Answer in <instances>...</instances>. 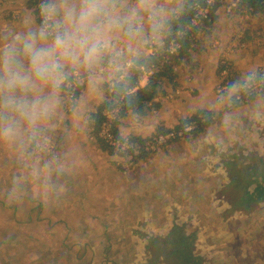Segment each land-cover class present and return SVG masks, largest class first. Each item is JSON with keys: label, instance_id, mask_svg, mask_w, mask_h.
Masks as SVG:
<instances>
[{"label": "rangeland", "instance_id": "rangeland-1", "mask_svg": "<svg viewBox=\"0 0 264 264\" xmlns=\"http://www.w3.org/2000/svg\"><path fill=\"white\" fill-rule=\"evenodd\" d=\"M235 1L211 0L199 22L174 30L170 21L186 14L189 2L192 8L202 0H159L165 30L158 43L146 45L140 59L124 69L120 81L136 75V82L121 97L147 84L164 60L172 63L174 83L162 79L158 89L164 94L154 99H160L158 109L149 101L144 104L149 110L129 107L122 116L119 105L100 111L110 117L119 140L137 146L136 154L121 148L110 152L98 139L103 124L98 131L91 115L103 102L113 104L118 92L108 83L93 96L77 89L78 99L84 92L81 121L67 109L57 121L53 150L60 155L62 172L49 192L54 204L37 202L41 193L31 184L24 204L7 203L19 167L0 147V264H174L167 246V253L156 254L145 245L149 237L165 238L176 227L190 237L200 264H264V200L262 210L249 219L237 208L246 205L247 187L263 179L264 172V12L250 13ZM37 3L0 0V30L22 29L38 12ZM188 30L198 45L175 60L169 50ZM219 61L234 65L226 93L217 92L227 75L217 70ZM199 111L206 112L200 121L208 113L209 123L197 133L155 140L190 125L187 120ZM152 117L164 119L163 126L139 134L140 122ZM252 143L258 144L256 153ZM225 176L233 181L224 189H232L222 192ZM226 197L235 206L222 211L217 204Z\"/></svg>", "mask_w": 264, "mask_h": 264}, {"label": "clouds", "instance_id": "clouds-1", "mask_svg": "<svg viewBox=\"0 0 264 264\" xmlns=\"http://www.w3.org/2000/svg\"><path fill=\"white\" fill-rule=\"evenodd\" d=\"M19 31L0 30V147L19 167L8 204L25 203L28 185L49 202L62 172L52 133L63 111L78 123L83 97L115 87L124 69L165 30L159 0H38Z\"/></svg>", "mask_w": 264, "mask_h": 264}, {"label": "trees", "instance_id": "trees-1", "mask_svg": "<svg viewBox=\"0 0 264 264\" xmlns=\"http://www.w3.org/2000/svg\"><path fill=\"white\" fill-rule=\"evenodd\" d=\"M189 5L190 7H186V14L182 15V17L180 16L175 17L170 21L172 26L173 25L175 26L174 30L176 29L179 30V28L181 29L184 25L190 23L189 21H191L192 19L194 10L193 8H191V2H189ZM237 7L239 8L245 7L250 13L264 12V0H239L237 3ZM178 19L180 21H178ZM191 33L192 31L188 30L185 32V34L183 35L181 34L179 36L180 38L177 39V42H179L180 45L177 48L175 53L170 54L172 58H174L175 60L180 59L181 56L187 52L188 49H192V51L195 50V46H197L198 44L194 46V43H196V41L194 40V37L191 36ZM191 39L192 41L189 42L188 40H191ZM171 64L172 63H170L168 60H164L163 63L159 66L158 70L152 75H150V77L148 78V82L145 86L138 88L137 91L134 93L124 94L123 98L121 97V94L124 92V90H126L127 88L132 86L134 82H136L135 80L136 75H134V78L130 76L128 80H126L127 79L126 78L125 81H119V83H117L114 87L116 91L118 90V92H115V95H114V100L116 99L115 100L116 102L114 101V103L111 105L108 102H103L102 104L98 106L97 113H94L93 115H91L96 118V127L98 128V131L101 126L100 124H102L106 120L105 117H103V115L100 114V111L102 110L103 107L113 109L114 107L119 105V107L118 106L117 107H118L119 113L121 111L120 113L121 116L123 115V112H125L127 108L130 107L131 109H133L132 105L134 106L135 104H138L140 107H142L143 104H145L146 102L152 101V104H154V106L157 107L158 101H155L154 99L158 98L159 93H161L162 95L164 94L163 90H161L160 92L158 89L163 84L162 79L167 78L169 82H173V79L176 77ZM217 67H218L217 70L219 72L225 71L227 73L224 82H226L230 90L231 89L230 87L233 85L232 84L233 78L229 74V71L234 70V65L228 61L227 62L219 61L217 63ZM77 89L74 93L75 97H77L78 95ZM233 99H234V95H233ZM200 112L203 113L201 116H199ZM97 114L101 115L99 116L98 119H97ZM204 114H206L205 111H199L194 116H192V118L188 119L187 122H191L193 124V129L191 131H183L182 135L177 136V138H182L184 136H187L189 133L195 134L201 129H203V127H205L209 123L208 113L205 116V121L204 122L200 121V118L203 117ZM118 116L119 114L116 116L114 122H117ZM177 129H179V127H177ZM110 132L113 135L114 139L119 140L121 138L118 132L115 131L114 126H112V122H111ZM98 139L103 142L105 147L108 148L110 152H112V149L116 148L115 146H112L107 141H105L102 136L101 138L99 137ZM134 160H136V158ZM263 166H264V162H263ZM263 179H264V172H263ZM263 179L262 178L256 179L257 185L260 187V190L258 191L254 199L255 206H257V203L259 204L261 200H264V180ZM251 193H252L251 191L246 192V194L253 196ZM255 206L253 208H255ZM258 210L260 211L262 209L260 207H257L254 210V212L257 213ZM244 212L245 213H243V215L244 217L246 216L245 219L246 218L249 219L251 216L248 217L247 216L248 212L247 211H244ZM262 217L264 218V216ZM179 229L180 228L176 227L173 231H171V234H169L165 238H162L159 236L149 237V241L145 245V250L152 249L153 251L155 250L156 254H160V253L166 252L165 249L163 250V247L167 246L168 252L172 255L174 264H200V258H198L197 255L193 251L192 241L190 237H188L184 233L183 235L180 234ZM262 229L263 230H261V232L264 234V226H262Z\"/></svg>", "mask_w": 264, "mask_h": 264}, {"label": "built area", "instance_id": "built-area-1", "mask_svg": "<svg viewBox=\"0 0 264 264\" xmlns=\"http://www.w3.org/2000/svg\"><path fill=\"white\" fill-rule=\"evenodd\" d=\"M210 1L211 0H202V3L201 4H195L193 8L194 10V13H193V16H192V19L191 21L192 22H199L201 18L205 17L206 14H208L209 12V4H210ZM239 1V0H236L235 3ZM234 3V4H235ZM178 44L176 43L174 45V47L169 50V54H173L176 52L177 46ZM176 48V49H175ZM223 73H225V71H223ZM253 81H254V84H255V87L256 85H258V80L256 78H253ZM228 91V86L226 84V82H224V84H221L218 89H217V92L221 93H226ZM115 116H116V113H115ZM111 120H110V117L108 116V118H106V120L104 121L103 124V129L100 133V135L103 137V139L105 141H107L110 145L112 146H115L116 148H121L122 150H127V151H130L133 153V154H136L135 153V149L137 148V146H134L128 139H123V140H116L114 139L113 135L111 134L110 132V127H111ZM190 125H186L182 128V130H178V131H174V130H170L169 133H164L165 135H159L157 137H155V140H159V141H163V140H166V139H169L171 137L175 138L177 136H181L183 131H191V129H193V124L192 123H188Z\"/></svg>", "mask_w": 264, "mask_h": 264}, {"label": "crops", "instance_id": "crops-1", "mask_svg": "<svg viewBox=\"0 0 264 264\" xmlns=\"http://www.w3.org/2000/svg\"><path fill=\"white\" fill-rule=\"evenodd\" d=\"M236 66H237V63H236ZM186 71H189L188 69H186ZM146 84V82L145 83H140L139 84V86H144ZM83 94H84V92H82L80 95H79V97L81 98L82 96H83ZM160 100V99H159ZM159 100H158V104H157V107L155 108V109H158L159 108ZM144 106H147V105H144L143 104V106L142 107H144ZM132 107H133V109H129V111H133L134 109H136V111H138V110H140L141 109V107L138 105V104H135L134 106L132 105ZM150 109V107L149 106H147V110H149ZM145 112H142L141 114H144ZM163 120L164 119H162V118H160V117H152V118H150L149 119V123H144V120H142L140 123V126H141V128H140V130L138 131L139 132V134H142V135H144L143 133H146L147 134V132H149V130L151 129V131L153 130V129H155V130H157L159 127H161V126H163L162 124H163ZM257 143H252V146L250 147V150L251 151H253V152H255L259 147H257ZM256 153V152H255ZM255 153H252V154H255ZM261 156V155H260ZM231 179H232V176H230V177H224V179H223V183L220 185V188H221V190H222V192H227V191H229V190H231L232 189V187H229L227 190H225L224 188L227 186V184L226 183H228V182H232L233 181V179H232V181H231ZM234 186H236V184H235V182H233L232 183ZM260 190V187L257 185V183L256 184H254L253 186H248L247 187V191H251L252 193V195L253 196H250L249 194H246V192H245V194H244V202L246 203V205L245 204H243L242 206H239V207H237L238 209H243L244 211H247L248 213H247V216L248 217H250V216H253V214L255 215V212H254V210L257 208V207H260V205L257 203V206H255V202H254V199H255V196H256V194L258 193V191ZM217 205H219L220 207V209L223 211V210H227V209H230L231 210V208L233 207V206H235L234 205V203H232V201H231V198H229V197H226V198H224V200H222L221 201V203H219V204H217ZM263 205H264V203H263ZM255 206V208H253ZM250 211H252V212H250ZM242 214V217H244L243 216V212L242 213H240V215ZM238 223V222H237ZM264 255V254H263ZM262 259H264V256H262ZM264 263V262H263Z\"/></svg>", "mask_w": 264, "mask_h": 264}]
</instances>
